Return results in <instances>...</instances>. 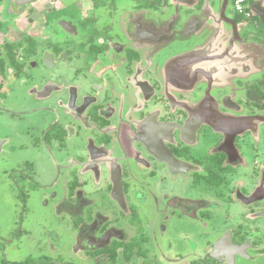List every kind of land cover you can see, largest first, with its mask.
Returning <instances> with one entry per match:
<instances>
[{
  "label": "flooded vegetation",
  "instance_id": "1",
  "mask_svg": "<svg viewBox=\"0 0 264 264\" xmlns=\"http://www.w3.org/2000/svg\"><path fill=\"white\" fill-rule=\"evenodd\" d=\"M42 1L0 0V114L61 111L33 144L55 157L47 187L65 177L52 234L71 254L51 261L264 264V159L245 154L264 150V3L243 15L233 0H75L64 13L47 0L42 28L17 36L10 22ZM63 61L80 85L52 75ZM29 81L33 101L9 108Z\"/></svg>",
  "mask_w": 264,
  "mask_h": 264
},
{
  "label": "rangeland",
  "instance_id": "2",
  "mask_svg": "<svg viewBox=\"0 0 264 264\" xmlns=\"http://www.w3.org/2000/svg\"><path fill=\"white\" fill-rule=\"evenodd\" d=\"M61 1L68 4V9L64 13L68 10L70 13L74 12L72 4L75 0ZM117 1L123 2L125 0ZM46 2L47 0H43L35 4L33 8H26L12 20L13 22L11 21L12 23L10 22V26H16L14 32L17 36L24 31L32 30L35 32V30L39 31L42 28L41 16ZM81 3L88 8L89 0H81ZM56 5L58 4L56 3ZM108 20V16L101 15L99 23L104 24ZM74 40H77L76 37H72V41ZM70 64L63 61L52 72V75L60 74L62 79H68L65 83L66 86L71 83L80 85L82 78L76 76L75 69ZM48 71L41 67H31V73L35 79ZM56 82L62 83L63 81L57 80ZM19 83L13 84L10 92L4 98L7 106L15 110L22 108L23 104H30L33 101L34 94H36L35 91L30 90L32 88L31 81L27 84ZM51 98H36L35 102L55 101ZM60 112L58 109L54 113L39 111L21 118L11 117L9 114L4 113L0 114V138L9 136L10 141H12L9 144H4L2 150L0 149V264L2 261L17 262L29 257L36 258L43 252L47 253L46 257L49 260H68V255L71 254V251L66 250V246L69 249L71 245L69 235L60 233L54 238L52 234V231H57L62 226L61 223L56 222L54 217L56 203L63 196L65 177L64 175L59 177L56 187H47L50 179L53 180L54 176L57 175L58 169L55 157L48 155L43 144L39 145L40 149L33 147V144L40 142L38 136L41 134V130L45 129L53 119L59 117ZM29 132L30 134H28ZM257 152L256 157L255 152L245 151L250 165L253 158L264 159V150L259 149ZM26 161H29V163ZM19 163L26 173L34 175V186L26 188L22 184L23 178L16 172L12 173V169H15ZM29 185L31 184L29 183ZM222 217L220 215L216 221L220 222ZM261 219H264V217L259 218V220ZM55 246L58 249L55 250ZM58 254H60V257H57ZM69 257L71 258L69 260H72L74 264L82 263L79 262V259L73 260L72 256Z\"/></svg>",
  "mask_w": 264,
  "mask_h": 264
},
{
  "label": "trees",
  "instance_id": "3",
  "mask_svg": "<svg viewBox=\"0 0 264 264\" xmlns=\"http://www.w3.org/2000/svg\"><path fill=\"white\" fill-rule=\"evenodd\" d=\"M1 264H64V263H57V262H54V261H51V260H47L43 257H29L23 261H17V262H12V261H9V262H1Z\"/></svg>",
  "mask_w": 264,
  "mask_h": 264
},
{
  "label": "built area",
  "instance_id": "4",
  "mask_svg": "<svg viewBox=\"0 0 264 264\" xmlns=\"http://www.w3.org/2000/svg\"><path fill=\"white\" fill-rule=\"evenodd\" d=\"M252 0H233L232 5L236 12L241 13L243 15H248L250 13V8L247 5Z\"/></svg>",
  "mask_w": 264,
  "mask_h": 264
},
{
  "label": "water",
  "instance_id": "5",
  "mask_svg": "<svg viewBox=\"0 0 264 264\" xmlns=\"http://www.w3.org/2000/svg\"><path fill=\"white\" fill-rule=\"evenodd\" d=\"M22 2H29V1H34V0H21ZM258 14L262 15L263 13L260 11V9L258 10ZM264 18V17H262ZM49 54L45 53L43 55V60L45 61L48 58Z\"/></svg>",
  "mask_w": 264,
  "mask_h": 264
},
{
  "label": "crops",
  "instance_id": "6",
  "mask_svg": "<svg viewBox=\"0 0 264 264\" xmlns=\"http://www.w3.org/2000/svg\"><path fill=\"white\" fill-rule=\"evenodd\" d=\"M261 1V3L263 2L264 3V0H260Z\"/></svg>",
  "mask_w": 264,
  "mask_h": 264
}]
</instances>
